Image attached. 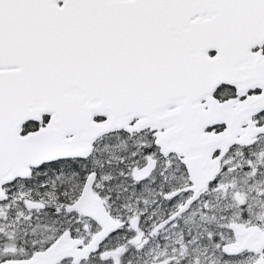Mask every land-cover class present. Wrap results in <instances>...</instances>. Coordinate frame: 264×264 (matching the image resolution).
I'll return each instance as SVG.
<instances>
[{
    "label": "snow or ice",
    "instance_id": "obj_1",
    "mask_svg": "<svg viewBox=\"0 0 264 264\" xmlns=\"http://www.w3.org/2000/svg\"><path fill=\"white\" fill-rule=\"evenodd\" d=\"M0 264H264V0H0Z\"/></svg>",
    "mask_w": 264,
    "mask_h": 264
}]
</instances>
